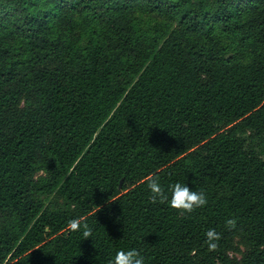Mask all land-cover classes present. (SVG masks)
<instances>
[{
  "label": "trees",
  "instance_id": "1",
  "mask_svg": "<svg viewBox=\"0 0 264 264\" xmlns=\"http://www.w3.org/2000/svg\"><path fill=\"white\" fill-rule=\"evenodd\" d=\"M129 249L264 264V0H0V264Z\"/></svg>",
  "mask_w": 264,
  "mask_h": 264
},
{
  "label": "clouds",
  "instance_id": "2",
  "mask_svg": "<svg viewBox=\"0 0 264 264\" xmlns=\"http://www.w3.org/2000/svg\"><path fill=\"white\" fill-rule=\"evenodd\" d=\"M147 185L151 192V202L160 203L168 202L170 207L180 214H191L195 210L205 207L208 203L204 192H198L191 189L186 184L175 183L171 186V197L166 194L165 189L161 185L160 177L152 174L147 177ZM237 221L228 219L226 225L234 229ZM69 229L71 231H82V235L87 240L92 236L93 230L86 222H82L80 218L69 221ZM206 243L210 251H215L219 247V241L222 234L215 229H209L206 233ZM110 264H145L144 256L136 249L120 250L113 257Z\"/></svg>",
  "mask_w": 264,
  "mask_h": 264
},
{
  "label": "rangeland",
  "instance_id": "3",
  "mask_svg": "<svg viewBox=\"0 0 264 264\" xmlns=\"http://www.w3.org/2000/svg\"><path fill=\"white\" fill-rule=\"evenodd\" d=\"M5 264H10L9 262L5 263Z\"/></svg>",
  "mask_w": 264,
  "mask_h": 264
}]
</instances>
